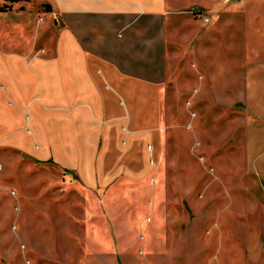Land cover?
Returning a JSON list of instances; mask_svg holds the SVG:
<instances>
[{
  "label": "crops",
  "instance_id": "0c3cea01",
  "mask_svg": "<svg viewBox=\"0 0 264 264\" xmlns=\"http://www.w3.org/2000/svg\"><path fill=\"white\" fill-rule=\"evenodd\" d=\"M243 15L225 0H0V163L25 152L160 209L195 182L203 143L264 217V25L246 51Z\"/></svg>",
  "mask_w": 264,
  "mask_h": 264
},
{
  "label": "rangeland",
  "instance_id": "374dc122",
  "mask_svg": "<svg viewBox=\"0 0 264 264\" xmlns=\"http://www.w3.org/2000/svg\"><path fill=\"white\" fill-rule=\"evenodd\" d=\"M227 1L244 10L248 30L240 43L246 51L256 50V18L264 25V0ZM195 9L176 11L192 18L193 12L199 15ZM196 150L205 155V163L194 162L195 182L170 192L175 202L163 201L160 209L158 201L132 208L133 199L125 192L109 199L107 188L87 187L72 169L5 150L0 264H264L262 212L246 208L237 177L227 176L220 160L210 161L203 143ZM249 198L256 203V197Z\"/></svg>",
  "mask_w": 264,
  "mask_h": 264
},
{
  "label": "built area",
  "instance_id": "2783aa9c",
  "mask_svg": "<svg viewBox=\"0 0 264 264\" xmlns=\"http://www.w3.org/2000/svg\"><path fill=\"white\" fill-rule=\"evenodd\" d=\"M204 20H205L206 22H208V21H209V18H208V17H205ZM1 168H2V164L0 163V169H1Z\"/></svg>",
  "mask_w": 264,
  "mask_h": 264
},
{
  "label": "bare ground",
  "instance_id": "6f19581e",
  "mask_svg": "<svg viewBox=\"0 0 264 264\" xmlns=\"http://www.w3.org/2000/svg\"><path fill=\"white\" fill-rule=\"evenodd\" d=\"M207 37V36H206ZM249 51V50H248ZM21 227V226H20Z\"/></svg>",
  "mask_w": 264,
  "mask_h": 264
},
{
  "label": "trees",
  "instance_id": "16d2710c",
  "mask_svg": "<svg viewBox=\"0 0 264 264\" xmlns=\"http://www.w3.org/2000/svg\"><path fill=\"white\" fill-rule=\"evenodd\" d=\"M48 8H49V6H48Z\"/></svg>",
  "mask_w": 264,
  "mask_h": 264
}]
</instances>
